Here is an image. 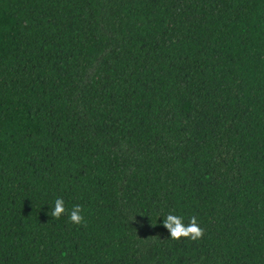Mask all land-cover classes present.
I'll list each match as a JSON object with an SVG mask.
<instances>
[{
    "label": "trees",
    "instance_id": "trees-1",
    "mask_svg": "<svg viewBox=\"0 0 264 264\" xmlns=\"http://www.w3.org/2000/svg\"><path fill=\"white\" fill-rule=\"evenodd\" d=\"M0 264H264V0H0Z\"/></svg>",
    "mask_w": 264,
    "mask_h": 264
},
{
    "label": "clouds",
    "instance_id": "clouds-1",
    "mask_svg": "<svg viewBox=\"0 0 264 264\" xmlns=\"http://www.w3.org/2000/svg\"><path fill=\"white\" fill-rule=\"evenodd\" d=\"M82 211L81 205H74L68 213L70 222L77 225L85 224ZM65 212L64 200L62 198H57L54 201V206L48 212V215L54 219H59ZM163 226L168 230L170 239L173 240L186 238L191 241H197L204 236V229L200 227L198 219L195 216L190 217L189 222L185 224L183 217L170 213L164 217Z\"/></svg>",
    "mask_w": 264,
    "mask_h": 264
}]
</instances>
